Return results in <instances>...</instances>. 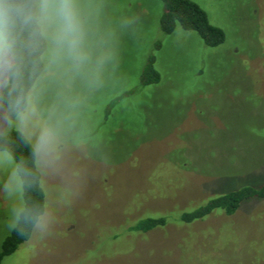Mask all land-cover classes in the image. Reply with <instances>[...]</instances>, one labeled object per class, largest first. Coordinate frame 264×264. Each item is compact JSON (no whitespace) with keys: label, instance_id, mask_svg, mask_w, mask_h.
Listing matches in <instances>:
<instances>
[{"label":"rangeland","instance_id":"obj_1","mask_svg":"<svg viewBox=\"0 0 264 264\" xmlns=\"http://www.w3.org/2000/svg\"><path fill=\"white\" fill-rule=\"evenodd\" d=\"M191 1L221 44L179 26L164 33L162 0H110L113 14L136 18L115 82L88 113L113 164L82 161L83 186L53 234L31 235L0 264H264V198L179 219L225 188L264 184V0ZM151 55L160 81L143 86ZM161 214L165 226L129 227Z\"/></svg>","mask_w":264,"mask_h":264},{"label":"clouds","instance_id":"obj_2","mask_svg":"<svg viewBox=\"0 0 264 264\" xmlns=\"http://www.w3.org/2000/svg\"><path fill=\"white\" fill-rule=\"evenodd\" d=\"M110 0H0V231L43 240L83 186L113 164L88 118L115 82L133 15Z\"/></svg>","mask_w":264,"mask_h":264},{"label":"trees","instance_id":"obj_3","mask_svg":"<svg viewBox=\"0 0 264 264\" xmlns=\"http://www.w3.org/2000/svg\"><path fill=\"white\" fill-rule=\"evenodd\" d=\"M164 12L160 18V28L164 33H171L176 26L185 30H193L198 33L203 42L208 46L221 44L225 35L221 28L211 24L205 11L191 0H162ZM155 56L151 55L145 64L140 80L143 86L158 83L160 73L154 66ZM232 187H234L232 185ZM222 191V192H221ZM216 192L209 199L199 206L183 210L179 219L184 222L200 220L215 210H221L226 214L235 212L243 201L253 198H264V184H251L242 182L237 188H228ZM167 215H144L133 221L129 226L131 229L140 232H147L151 229L165 226L168 222ZM31 234L9 233L2 243L0 251V263L4 256L14 252L18 246L28 240Z\"/></svg>","mask_w":264,"mask_h":264}]
</instances>
